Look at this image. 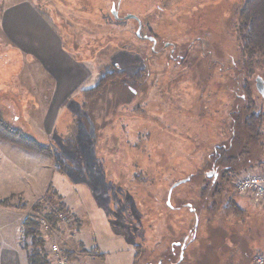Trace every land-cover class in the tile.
Returning a JSON list of instances; mask_svg holds the SVG:
<instances>
[{
  "label": "rangeland",
  "instance_id": "rangeland-1",
  "mask_svg": "<svg viewBox=\"0 0 264 264\" xmlns=\"http://www.w3.org/2000/svg\"><path fill=\"white\" fill-rule=\"evenodd\" d=\"M31 1L58 42L39 56L24 53V65L0 42V108L10 125L48 145L52 155L0 141V203L9 205H0V220L22 222L40 200L44 214L63 197L70 213L59 231L41 227L47 253L53 245H83L82 230L136 246L134 264H251L255 253L264 255V207L238 194L235 178L215 198V210L210 197L200 196L212 151L231 143L232 126L236 131L245 117L243 84L264 112L256 89L264 63L248 77L235 39L243 0ZM129 16L139 20V35ZM224 62L226 69L235 63L236 78L224 76ZM114 71L126 80L109 84L83 107L81 92ZM138 72L137 84L131 77ZM246 143L233 144L231 155ZM257 155L252 161L260 157L264 165V154ZM141 174L143 181H136ZM186 179L167 204L171 186ZM229 198L244 216L224 215ZM187 237L184 248L175 245ZM29 244L21 233L20 249Z\"/></svg>",
  "mask_w": 264,
  "mask_h": 264
},
{
  "label": "trees",
  "instance_id": "trees-1",
  "mask_svg": "<svg viewBox=\"0 0 264 264\" xmlns=\"http://www.w3.org/2000/svg\"><path fill=\"white\" fill-rule=\"evenodd\" d=\"M235 22V39L241 57L243 58L245 71L247 76H252L254 71L261 67L264 63V0H243L238 6L236 11ZM224 65L221 67V71L224 76H230L234 74L233 78H236V69L234 65L229 66L226 69ZM143 72L135 74L137 77H131L135 83H141L140 79ZM264 76V74H263ZM264 82V78L260 77ZM126 75L124 72L114 71L104 76L99 83L92 88L85 89L81 92L83 107L88 108L89 103L93 102L98 96L106 90L107 86L114 81H124ZM139 90V89H138ZM241 98L243 100V111L245 117L241 121V125L236 128L233 125L232 132H234L231 143L227 145L216 146L210 156L211 161L217 168V173H220L219 180L211 186L209 180L203 181V187L200 191L202 199L211 198L213 203L209 210L213 211L217 207V203L214 202L215 198L220 196L223 191L227 190L232 183L233 178L239 175L245 169L253 167L254 164H262L263 160L257 158L255 162L252 161L253 157L259 156L257 154H264V112L258 109L255 102L254 93L249 83H245L240 88ZM136 92V91H135ZM258 92V91H257ZM137 93V92H136ZM140 93V91H139ZM138 94V93H137ZM261 96V94L258 92ZM233 123L235 120H232ZM232 123V124H233ZM235 134L239 135V138H235ZM243 140L248 141L245 146H241L236 155H231V146L235 143L243 144ZM0 141L8 143L10 145L22 148L28 152L40 153L44 155H52L51 149L48 145L43 144L35 138L29 137L21 129L15 128L10 125L4 118V113L0 108ZM255 145L254 152H250L251 145ZM255 153V154H253ZM56 164L58 166L57 172L64 174L65 165L60 157H56ZM241 171V172H240ZM136 181H143L142 174L134 177ZM63 197H56L49 206L47 211L42 214L43 200L37 201L33 207V214L24 218L21 224L22 235L25 238L30 239L29 250L27 247H23L25 253L26 264H52L48 253L45 248V239L41 234V227L46 225L50 230L58 232L60 226L64 222V218L69 215L70 211L62 201ZM3 200L0 205L2 207H9ZM24 208V207H23ZM223 213L226 216H234L241 218L244 216V210H242L233 200L229 198L226 205L223 208ZM80 254L92 257L102 258V254L97 251H86L82 245L79 244L77 248ZM63 257L69 261H74L75 252L68 250H61Z\"/></svg>",
  "mask_w": 264,
  "mask_h": 264
},
{
  "label": "crops",
  "instance_id": "crops-1",
  "mask_svg": "<svg viewBox=\"0 0 264 264\" xmlns=\"http://www.w3.org/2000/svg\"><path fill=\"white\" fill-rule=\"evenodd\" d=\"M54 30L50 21L31 0H0V42L2 41L8 49L11 48L10 55L17 56L23 65L24 53L39 56L46 53V47L47 49L48 46L54 48V45H57L58 37ZM49 53L53 54L54 51ZM4 55L8 56V53ZM37 78L43 80L44 76L38 75ZM55 96L52 103H55ZM255 169L262 171L264 165L262 164L260 168L255 167ZM249 200L251 201L250 198ZM251 203L253 202L251 201ZM3 209L6 210V208ZM21 223L20 220L15 221V218L12 217L0 220V264H26L25 254L20 249ZM77 238L82 242L84 250L97 251L103 256L102 258L86 256L76 251L78 249L73 246L72 248L65 244L60 246L61 250L75 252L76 259L71 262L72 264H103L104 262L106 264H134L136 262V246L132 249L120 247L121 240L118 237L109 235L98 237L93 232L90 235L81 230ZM50 248L48 255L52 263L55 264ZM116 250L118 254L115 258L107 257L111 251L115 252ZM255 255L257 254L255 253L253 256Z\"/></svg>",
  "mask_w": 264,
  "mask_h": 264
},
{
  "label": "built area",
  "instance_id": "built-area-1",
  "mask_svg": "<svg viewBox=\"0 0 264 264\" xmlns=\"http://www.w3.org/2000/svg\"><path fill=\"white\" fill-rule=\"evenodd\" d=\"M233 186L238 194L248 196L255 205L264 207V169L262 172L246 170L235 177ZM50 252L55 264H72L63 257L58 246L53 245ZM252 264H264V255H255Z\"/></svg>",
  "mask_w": 264,
  "mask_h": 264
},
{
  "label": "flooded vegetation",
  "instance_id": "flooded-vegetation-1",
  "mask_svg": "<svg viewBox=\"0 0 264 264\" xmlns=\"http://www.w3.org/2000/svg\"><path fill=\"white\" fill-rule=\"evenodd\" d=\"M140 31H141V27H140V29H139V33H140ZM143 37V36H142ZM147 37H151L152 38V36H144V40H145V38H147ZM153 39L154 40H147L146 39V41H148V42H150L151 44H152V46L154 47V46H156L157 45V39L155 38V37H153ZM169 45V46H168ZM167 45V47H170V48H172V51H171V57H172V52H173V46L172 45H170V44H168ZM153 51H154V49H152ZM262 96V95H261ZM264 96V95H263ZM224 146V145H223ZM217 171H218V169L216 168L215 169V164H213V162H212V166H211V168H210V171L208 172V174L206 175V177H205V179H204V182H205V180H208V179H212L210 182H211V186H214V184L219 180V178H220V173H217ZM186 182H188V180L186 179ZM180 185V184H179ZM178 185V186H179ZM177 186V187H178ZM175 189V188H174ZM173 189V190H174ZM172 190V191H173ZM172 193V192H171ZM168 197V196H167ZM189 239V237H187L186 239H185V241L183 242V243H176L175 245L177 246V247H185V245L187 244V240ZM175 245L173 246V250H174V248H176L175 247Z\"/></svg>",
  "mask_w": 264,
  "mask_h": 264
},
{
  "label": "water",
  "instance_id": "water-1",
  "mask_svg": "<svg viewBox=\"0 0 264 264\" xmlns=\"http://www.w3.org/2000/svg\"><path fill=\"white\" fill-rule=\"evenodd\" d=\"M128 18H132V19H135L137 22H138V26H139V29H140V22H139V20L137 19V18H135V17H132V16H129ZM139 29H138V31H137V34L139 35ZM145 39H147V40H154L153 38H151V37H147V38H145ZM168 44H166V46H167ZM256 89H257V91L263 96L264 95V86H263V82H262V79L261 78H257L256 79ZM186 182V180H183V181H181V182H177V183H174L172 186H171V188H170V190H169V192H168V197H167V204H169V200H170V195H171V192H172V190L174 189V188H176L179 184H181V183H185Z\"/></svg>",
  "mask_w": 264,
  "mask_h": 264
}]
</instances>
